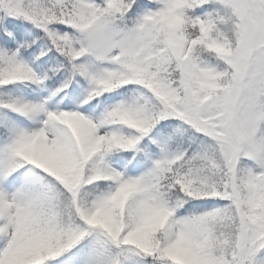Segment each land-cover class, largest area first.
Returning <instances> with one entry per match:
<instances>
[{
    "label": "snow or ice",
    "instance_id": "1",
    "mask_svg": "<svg viewBox=\"0 0 264 264\" xmlns=\"http://www.w3.org/2000/svg\"><path fill=\"white\" fill-rule=\"evenodd\" d=\"M0 264H264V0H0Z\"/></svg>",
    "mask_w": 264,
    "mask_h": 264
}]
</instances>
